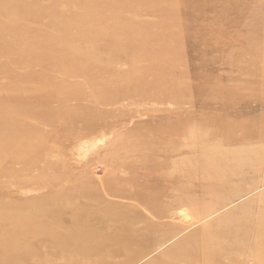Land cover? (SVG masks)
<instances>
[{
  "label": "rangeland",
  "instance_id": "374dc122",
  "mask_svg": "<svg viewBox=\"0 0 264 264\" xmlns=\"http://www.w3.org/2000/svg\"><path fill=\"white\" fill-rule=\"evenodd\" d=\"M120 32L134 37L121 40ZM50 84L77 94H66V111L58 104L42 108ZM18 97L61 121L35 124L21 116L22 106L12 108ZM0 114L32 134L19 142L32 150L30 164L20 157L13 175L0 177V206L7 212L41 217L47 207L56 211L45 201L64 179L83 191L126 192L128 180L137 178L164 190L167 224L145 238L150 219L128 192L105 196L132 204L116 209L143 236L129 250L128 264H186L195 246L209 241L199 240L201 233L228 230L236 221L248 234L260 226L264 243V0H0ZM168 126L176 129L169 133ZM182 131H190V143H179L169 159L154 158L170 169L135 157L143 145L177 141ZM182 159L190 163L181 165ZM43 173L58 180L48 186ZM179 199L192 204L180 208ZM243 239L245 254L232 258L264 264L253 234ZM66 258L49 261L65 264ZM72 259L92 264L101 257Z\"/></svg>",
  "mask_w": 264,
  "mask_h": 264
},
{
  "label": "bare ground",
  "instance_id": "6f19581e",
  "mask_svg": "<svg viewBox=\"0 0 264 264\" xmlns=\"http://www.w3.org/2000/svg\"><path fill=\"white\" fill-rule=\"evenodd\" d=\"M87 19L90 18L87 17ZM89 36L98 38L99 35L90 34ZM119 36H121V40L129 36V38L134 37L133 35H129V32H126V35L120 32ZM42 57L48 58L47 55H42ZM48 61L50 60L48 59ZM62 72L63 74L68 73L66 70ZM45 85L48 86V84ZM57 86L50 84L49 89L42 93L44 100L42 108L49 107L51 104H58L63 111H66L68 107L66 98H68V95L70 97L77 95L66 92V90ZM22 101L20 97L12 98L10 100L12 108L16 110L19 106H22L21 116H29L34 119L35 124L51 123L50 125H55L62 119L60 116L56 118L55 113H51L50 111H35L36 109L26 106L27 104ZM10 112L11 114L14 113L12 110ZM10 112H8V115H11ZM29 129H18L9 123H5L0 114V177L13 175V165L19 161L20 157L28 156L29 159L25 164H30L29 160L31 154H33L32 150H23L22 145L19 143L27 138H32ZM166 129L169 133H172L176 128L168 126ZM189 132H180V135L176 137L179 139L177 141H157L154 147L148 145L139 146V151L136 152L135 157L137 156L136 158L142 159L141 165H152L153 169L160 165L168 166L166 162L162 164L155 163L154 158L162 157L169 159L168 154L179 143L186 140H189L190 143L192 137L189 138ZM169 133L168 135H170ZM202 133L207 136L206 129ZM205 136H202V138H205ZM153 139L156 141L157 138ZM196 151L201 156L204 153L202 146L198 148L197 145ZM186 162L190 163L187 159H182L180 163L181 165H185ZM4 165L6 166L4 167ZM168 168L170 169L171 167L168 166ZM175 173H187V170L177 169ZM57 177V175L51 173L41 174V178L44 179L47 183L45 184L48 186V183L52 184L55 180H58L56 179ZM126 185L129 187V190L128 188L125 189L126 192H123L124 190L121 191L120 188L109 186L106 189L101 188L104 190L100 191L90 189L83 191L77 183H71L64 179L62 183L58 184L57 188L59 189L50 191L45 201L46 206L56 207V211L50 210L47 207L46 210H43L41 217H37L36 214H33L34 212L18 216L17 214L7 212L3 206H0V209L4 212L0 211V264H50L49 260L59 259L62 256H68L65 264H81L79 261L72 259L75 256L86 259L90 256H100L101 259L92 264H113V260L111 262L110 258H116L125 254H127L128 258L126 262L120 264H128L134 256V253H129V250H132L134 246H141L142 242L140 241H143V236L141 237L140 234L136 233L135 220L116 209L117 207L129 209L132 207V204L109 202L105 196H121L120 198H122L125 195L124 193L128 192L126 194L129 195L127 198L137 204H135V207L139 206L145 210L148 214L146 216L150 219L144 231L145 238H149L156 227L161 228L167 224L163 219L164 210L167 208V205H163L161 201L162 197H164L163 189H160V192H158L155 190V186L147 187L144 184H139L137 178H130ZM96 192H100V194ZM117 204L121 206H117ZM175 204L180 208L184 207L187 209L192 203L179 199ZM15 219L17 223H14ZM94 220L98 222V227L91 228ZM234 225V227L225 231L212 233H208L207 231V233H201V239L199 240L209 241H203L205 245L199 242L200 244L197 245L198 247L195 246V252L187 259L186 264H242L237 261L236 257L235 259L232 258V255L240 257L245 254L242 241L240 240H244V237L251 234H253L254 239L252 240L255 246L254 250L256 252L263 251L264 243H261L259 240L262 237L260 226H254L248 234V230L243 231L240 229L243 227L240 221H236ZM219 240L235 241L232 245L226 246L221 245Z\"/></svg>",
  "mask_w": 264,
  "mask_h": 264
}]
</instances>
